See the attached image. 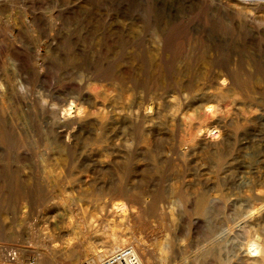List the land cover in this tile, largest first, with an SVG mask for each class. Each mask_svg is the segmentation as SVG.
Wrapping results in <instances>:
<instances>
[{"label":"rangeland","instance_id":"rangeland-1","mask_svg":"<svg viewBox=\"0 0 264 264\" xmlns=\"http://www.w3.org/2000/svg\"><path fill=\"white\" fill-rule=\"evenodd\" d=\"M250 241L264 0H0V264H264Z\"/></svg>","mask_w":264,"mask_h":264},{"label":"built area","instance_id":"built-area-1","mask_svg":"<svg viewBox=\"0 0 264 264\" xmlns=\"http://www.w3.org/2000/svg\"><path fill=\"white\" fill-rule=\"evenodd\" d=\"M7 256L10 260H14L16 252L10 251ZM29 264H33V261H29ZM100 264H143V262L139 258L134 246L128 244L106 254Z\"/></svg>","mask_w":264,"mask_h":264},{"label":"bare ground","instance_id":"bare-ground-1","mask_svg":"<svg viewBox=\"0 0 264 264\" xmlns=\"http://www.w3.org/2000/svg\"><path fill=\"white\" fill-rule=\"evenodd\" d=\"M119 206V205H118ZM118 209V208H117ZM120 248L119 246H115V248ZM114 248V249H115ZM247 253L249 254V256H251V259L254 261H257L258 259H262L264 258V247L262 245H260L258 242L256 241H250L247 244ZM137 252V249H136ZM102 256V254H100V252H96L94 253L87 261V264H95L98 260H100V257ZM138 256L140 257V255L138 254ZM141 259V257H140ZM142 260V259H141ZM143 262V261H142ZM144 264V262H143Z\"/></svg>","mask_w":264,"mask_h":264}]
</instances>
